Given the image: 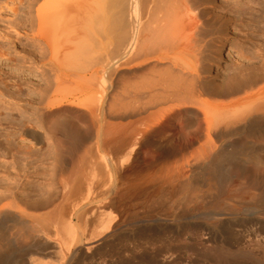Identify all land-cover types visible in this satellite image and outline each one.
<instances>
[{
    "label": "bare ground",
    "instance_id": "6f19581e",
    "mask_svg": "<svg viewBox=\"0 0 264 264\" xmlns=\"http://www.w3.org/2000/svg\"><path fill=\"white\" fill-rule=\"evenodd\" d=\"M227 1L222 0L224 3H222L223 8L221 11H217V13V9L214 12L215 7L206 6L207 0H31L27 3V11L31 13L33 9L37 19V26L35 31H33L37 44L39 46L43 45V49H46V47L50 48L52 53L50 63L56 68V71L53 72L54 78L51 81L49 79L50 82H48L47 87L45 86L46 88L43 90L42 98L40 99L39 97L38 99L40 100L38 103L35 101V103L47 109V112L59 110L58 107L64 103H73L77 107V118H79L85 127H82L83 125L80 123V127H76L72 130L68 125L65 126L66 123H69L65 121L66 123L63 126L55 124L56 126H61L56 127L57 130L50 129L52 133L56 130L53 135L50 132H48L49 134L46 133L47 135L45 134L43 146L45 145L44 157L46 161L49 162L47 164L48 170L50 162L56 159V156L61 159V161L59 160L60 162L67 164L64 169V164H61L63 166L62 168L60 167L61 170L63 169V174H65V176L67 174L66 177L64 176L67 182H62V185L66 183L63 187L67 189L63 192L62 187V194L58 191V193H56L53 190L52 193L54 194H52L50 188H48L50 194L48 190L44 191L45 193L41 192L42 194L36 193V190L32 191L33 193L30 191L31 193L28 192L29 195L25 196V200H21L23 204L29 205V208L46 209L45 213H43L45 214L43 217L42 214L41 216L38 215L42 217L41 222L39 217H35V213L28 211L27 207L23 204L15 202L14 200L12 202H2L4 196H0V264L4 262L5 264H11L13 261L15 262V260L17 264H22V262L26 260L27 263L29 262L30 264H41V261L36 257L34 259L33 255L38 251L45 252L46 250L48 251V249H53L57 252L59 257L57 264H62V261L68 256V252L72 251L74 247L77 248V250L85 251V249L90 247V245L87 246V244L91 243H93L91 246L94 247L97 244L96 242H98L97 247H95L97 249H99V245H111L110 243L118 236H116V234H118L116 230H112L115 226L111 218L114 215L116 219L117 216L113 214L111 210L115 209V213L118 212L120 216L118 220H121L127 216L130 218V216L139 209L143 212L144 209L150 210V208L154 207L152 205V201L155 200L153 195L150 196L153 199L151 201V206L149 205L151 198L148 197H143L141 199L142 201L137 205L132 203V200H129L135 186L132 182L134 180L130 179V176L133 172L138 171L139 168H137L138 170L136 169V171L134 168H127L124 172L123 177L127 182L124 183L123 191L119 186L120 189L116 187L119 191L114 188L116 175L118 174V172L116 174L115 163H109V160L107 163L104 161V156L100 158L99 153L97 154V152L102 149V145L106 146L108 144L101 140L104 134L107 135L106 137L116 135L115 137L117 138L113 141L111 146L116 142V144L120 145L122 151H124V156L125 153L129 151L128 154H126L127 157H129L128 155H130L134 149L135 152H137L136 148L139 150V147H152L154 149L159 148V150H164V148L176 146L177 149L175 148V150H186L193 148L195 143H198L199 147H207L210 150L215 149L219 144L222 148L231 145L234 147L235 144L232 143L231 138V144L222 138L232 134H238L246 128L252 130L248 132L261 133L264 135V90H262L264 88H260L256 85L264 80V55H261V57H263L261 58L262 61L259 60V63H257V60H255L256 55L252 53V58H254L255 61L251 59L253 61H250L251 63L249 62L250 64L247 66L245 65V67L239 62V69L227 75V77L219 83L203 80L201 76L200 57L203 55L204 48L213 38L212 36L214 34L218 32L219 36L220 33L226 30V26H228L227 22L234 19L233 17L236 18V16L233 15L235 8H238V6L243 3L242 0H231L228 3ZM247 1L249 2V0ZM245 3L246 0L243 6ZM225 4L229 6L228 11L231 14L230 16L228 14V16H226L227 9L224 10V6L225 8H227V6ZM240 9L239 11L237 9L236 11L238 13H235L239 14L242 9L244 11L243 7L241 10ZM246 10L247 9H245V11ZM243 13L247 16L251 11L249 13L242 12V16ZM251 16L249 14L247 17L249 20L253 19V22L254 19H264V15H262V17L258 15L259 19L257 16L251 19ZM263 19H261V21ZM255 22L257 23V21ZM70 37L74 38L73 48H70ZM60 42L62 43L60 44ZM59 44L62 47V55L64 56L63 58L61 56V58L57 59L55 55H57ZM262 47L254 50H264ZM252 52L255 51L252 49ZM94 53L96 56L93 55ZM247 54L246 51V55ZM85 59H87V61H85ZM118 70H120L122 74L120 77H117V75L120 74ZM128 73H132L133 77L137 78L135 79L137 80L136 82L134 78V83L132 81L130 82L132 85H129V82L127 84L122 81L124 76L126 77ZM121 77L123 78L122 80L120 79ZM108 79L109 82L107 84L110 83L112 87V96L110 99L111 101H109L107 105L109 110H107L108 112L105 114L108 115L110 120L107 126V123L103 124L105 110L103 111L102 108V104L104 103H102V99H104L105 86L107 85H105V82ZM118 79L121 80V84L123 82L125 86L133 87L131 89L129 88V90L122 85L123 88L120 89L119 86L121 85H118L120 82ZM126 80L129 81L128 77L124 79V81ZM0 81L2 80L0 79ZM65 82L74 83L75 87L68 89ZM21 83H23L21 79L19 82V80L15 78L14 83L11 84L16 85V89H14L13 92L16 90L18 91L17 94H12L13 99H11L16 104L21 99ZM261 83L259 85H261ZM255 86L258 88L256 89ZM1 91L0 96L4 95V91H2L3 93ZM30 91L28 95L33 94V90ZM233 94L238 95L236 100H228L227 97V100L222 101L226 99V96ZM7 95H9V97L12 96L11 93ZM203 95H209V97L215 95L214 98L217 96L219 99L220 97L218 96H224V98L221 97V101L215 98L213 103L207 100L199 103L198 100ZM235 95H233V97ZM230 97L233 98L232 96ZM4 98L5 95L2 100ZM8 100L10 101V98ZM8 100L6 101L8 102ZM167 103L172 104L170 107L169 105L167 106L171 111L173 110V113H175L174 111H183V109L187 111L188 109L185 108H192L194 105L200 106L201 104V108H196L202 110V112L197 111L202 113L200 124L204 127L201 126L202 130L204 129L203 134L207 137L205 139L212 136L216 141L209 138L210 140L200 143L203 137L200 135V142H198V137L197 142H194L195 138H193V141L191 140L187 143H173L170 141L167 142L168 140L164 141L160 138H152L151 135L158 132L160 126L164 128V124L160 119V112L158 111L159 113H156L153 109L152 112L154 113L149 112L147 115L141 114L143 112L145 113V111H148L150 108L152 109L159 105L163 106V104ZM16 108L19 109L18 104ZM163 108L160 109L161 112ZM169 109H165L166 111H163V114ZM189 113L190 111L188 112V116ZM127 116H135L136 118L135 120L133 119L134 121H130L129 129L126 130L127 125L125 126L124 124L128 121L121 124L120 120ZM162 117H164L163 119L165 120L166 116ZM5 119H7V114L3 115L2 112H0V127L4 124L1 121ZM10 119L13 121L14 128H16L15 134L30 143V145H27L26 149V154H28L27 157L29 158L27 162L36 164L37 155L35 152L38 151L36 146L42 141V133L33 126H30L32 124L28 123V125L26 124L27 122L25 123V121L20 120L18 117H11ZM191 120L192 119H188L187 123H192L193 120ZM197 122H199V120L196 121V123ZM45 124L46 123L42 122V125ZM62 124H64V122ZM198 124L199 123H197V126H199ZM192 125L195 124L192 123ZM103 126L107 129L103 128L106 130L102 134ZM170 129L168 132L166 130V132L178 131L177 129L176 131ZM94 131H96L95 141H93ZM126 131L129 136L131 135V138L127 135ZM156 134L158 135V133ZM177 138L176 141L181 140ZM105 139L108 140V138ZM227 139L230 140L229 138ZM54 140H58L56 143L60 142V145H64L63 147L68 150L65 151L63 147H60L63 148L62 152L65 151L66 153L64 152L63 155L61 154V156H59L57 155L60 154V149L58 147L57 150L59 151H57L55 158V154L53 155L52 153V149H54L53 144H56L53 143ZM112 140L114 139L109 138V142ZM7 144H10V142L7 141ZM246 144H248L247 141L244 143L247 147ZM58 145L59 144H57V146ZM115 147L109 146L111 150L114 148L117 151L119 146L116 145ZM93 148L94 153L95 150L97 151L96 154L99 156V162L94 158L96 156L92 151ZM234 148H236V146ZM261 149H264V146L261 145ZM120 151H118V153H120ZM88 155H92L94 158L92 159L95 161L93 162L91 156L88 157ZM127 157L125 161H127ZM87 158L88 161L86 160ZM215 158L216 160L218 159L217 157ZM100 159L103 164L100 163ZM71 160H75V162ZM120 161L122 162V160ZM69 163H74V166L69 165L72 166L69 167ZM49 174H51V172ZM104 178L109 182L106 184L108 187L104 188L102 184L101 187L103 186V188H101L99 186L101 181L105 180ZM94 179L97 182H95ZM111 188L112 190H116V193L113 194L117 195V192H119L117 196H110ZM38 190L37 188V191ZM58 190L60 191V189ZM120 191H122V193ZM144 191L146 192V190ZM158 197H156V200H159L160 197ZM147 199H149V202L146 203ZM155 204H157L156 201ZM147 206L150 207L146 208ZM136 207L137 209L135 210ZM146 210L145 213H147ZM103 212L108 213V218L112 217L106 220L104 217L107 214L104 215ZM99 215L100 217H98ZM103 215L104 217H102ZM89 216L97 217L99 220L97 227L92 230H89V228L92 227L90 224V227L88 226L89 228H87V222L91 220H89V218H91ZM142 216L144 217V215ZM27 218H36L38 222L36 221L37 223L35 222L33 225L32 222L28 223ZM129 218H127V220ZM95 222L97 223V221ZM114 222H116V220ZM145 222L146 221L143 223ZM36 224H41L46 230L47 226L51 225V227L54 228V239L46 236L47 234L49 235V230L48 232L46 231L47 234L46 232L40 233L39 231L41 230L37 229L38 225L36 226ZM93 224L95 225V223ZM125 225L123 227H127ZM44 229L43 231H45ZM125 232L124 235H126ZM9 233L13 234L14 238H11L10 236L12 235ZM93 247H90V249ZM19 248H27V251L24 252L26 254L23 253L22 255V252H20V255L16 254V249H18V252L25 250H19ZM73 255L74 254H72V256ZM85 255L87 254H84V256ZM88 255L90 256V254ZM79 256L77 255V257ZM94 256H96V254ZM96 257L98 258V256ZM80 259L79 257L77 260ZM93 259L89 260L93 262ZM80 261L82 262L81 264H83V261ZM104 262L103 264H106ZM76 263L77 262H74V264ZM98 263L99 262H97V264Z\"/></svg>",
    "mask_w": 264,
    "mask_h": 264
},
{
    "label": "rangeland",
    "instance_id": "374dc122",
    "mask_svg": "<svg viewBox=\"0 0 264 264\" xmlns=\"http://www.w3.org/2000/svg\"><path fill=\"white\" fill-rule=\"evenodd\" d=\"M29 1L31 0H0V79L2 80L0 81V91H4L5 95V100L3 99L4 101L2 100L4 95L0 96V109L2 108L0 112H2L3 115L7 114V119L1 121L4 124L0 127V196H4L2 202H12L14 200L15 202H18L20 204H23V201L21 200H25V196L29 195L28 192L30 191L32 192L36 190V193H41L50 188L51 193L53 191L56 193L60 192V194L65 192L67 188L65 189V187L63 186H65L66 183H63L64 185H62V182H67L65 179L67 174L65 176L62 170L67 164L60 162L61 159H59L56 154L57 151H59L57 150L58 147L60 149V154L57 155L59 156H61V154L63 155L64 152L68 150L63 147L64 145H60V142L56 143V141L58 140H54L53 143L56 144H53L54 149H52V153L53 155L55 154L54 158L56 156V159L50 162L48 170L47 164L49 162L46 161L44 157L45 145L43 146V140L45 139L46 133L50 132L52 129L57 130L56 127H61L65 125L66 122H69L70 124L66 123L65 126L68 125V127H70L72 130H74V128L76 127H80V123L82 124L79 118H77V107L73 103H64L63 105L58 107L59 110H53L54 112H47V109H44L41 105L37 104L38 101L42 98L43 90L47 87L48 82H50L54 78L53 72L56 71V68H54L50 63V59L52 57L50 48L46 47V49H43V45L39 46L37 44V40L34 37L33 31H35L36 29L37 19L35 16V11L33 9L31 13L27 11V3H29ZM207 1L208 2L206 6L215 7L214 12L217 9L216 13L217 11H221V9L223 8L222 6L224 3L222 2V0ZM229 1L231 0H228L227 3ZM258 1L249 0L248 2L246 0L247 5L245 3L243 6L245 0H242L243 3L242 5L240 4V6L241 9L242 7L244 8V11L243 9H240V6H238V8H235V12H237V9L238 11L240 9L242 12L247 13L251 11L252 14L249 13L250 16H253H251V19L255 18L254 16H257L259 19L260 15V17L264 15V0ZM225 9H227L228 11L229 6H227V8H225L224 6V10ZM245 9L247 10L245 11ZM227 11L226 16H230V12ZM240 12L239 14H237L238 12L235 13L237 15L233 13V15L236 16L237 20L235 17H233L234 19L229 20L227 22L228 26H226V30L220 33L219 36L218 32L214 34L212 36L213 38L204 48L205 50H207H204L205 53L203 52V55H201L200 57V70L202 71L201 76L203 77V80L211 81L213 83H219L223 81V79H225L227 75L239 69V62H241L243 67L250 64V61L254 60L251 55L252 53H255V60H257V63H259V60L262 61L261 58L263 57H261V55H264V50H256L264 46V19L261 18L263 19L262 21L261 19H254V22L257 21V23H254L252 21L253 19L249 20V18L247 17L249 14H247L246 16V14L244 15L243 13L242 16V12ZM73 39V37H70V48H73L74 46ZM61 43L62 42H60V44ZM60 44L56 53L57 55H55L57 59L61 58V56L63 58L64 56L62 55L63 50ZM252 49L255 52H252ZM242 50H245V53ZM246 51L248 53L247 55ZM93 55L96 56L95 53ZM87 59H85V61H87ZM118 72L120 74L117 75V77H120L122 74L120 70H118ZM128 74L126 75V77H128L129 81H124V79L126 78L125 76L124 79L122 77L120 79H123L122 81L124 83L128 84L129 82V85H132V83L130 82L132 81L134 83V80L137 78L133 77L132 73ZM15 78L18 79L19 82L20 79L23 82L21 83L22 89L20 91L21 99L19 100V102H17V104L19 105V109L16 108L17 104L14 103L13 100H11L13 99V95L18 93L17 90L13 92V90L16 89V85H11L14 83ZM121 80L118 85H124V88L127 89H131L133 87L125 86L123 82L121 84ZM136 81L137 80H135V82ZM108 82L109 79L106 80L105 85ZM263 82L264 80L259 82V84L261 83V85H256L260 88H264ZM65 85H67L68 89L75 87L74 83L71 84L69 82H65ZM109 85L110 83L106 85L107 88L105 86L106 90L103 97L104 99H102V103L104 102L102 104V108L103 111L105 110L103 124L107 123V126L110 120L108 118V115L105 114L106 112H108L107 110H109V107L107 105L109 104V101H111L110 99L112 96V87L111 85ZM121 86H119L120 89L123 88V86ZM257 86H255L256 89L258 88ZM30 90H33V94L28 95V92H31ZM8 92L13 95H10L11 97H9V95H7L9 94ZM233 95L226 96V99L222 101L227 100V97L228 100H236L238 95L236 94L234 97ZM214 96L215 95L209 97V95H203L199 98L198 101L199 103H201L202 101L207 100L208 102L213 103V100H215V98L216 100L219 99L217 98V96L214 98ZM230 96H232L234 99ZM8 97L10 98V101L8 100ZM39 97L40 99H38ZM218 97H220L219 101H221V97L224 98V96ZM6 100H8V102ZM35 101H37V103H35ZM6 103L8 104V106ZM167 105H169L170 107L172 104L167 103L163 104V106L159 105L160 107L157 106L152 109L150 108L148 111H145V113L143 112L141 114L147 115L149 112H160V119L164 124L161 125H163L164 128L160 126L158 132H155L153 133L154 135H151L152 138H160L164 141L168 140L167 142L170 141L173 143H187L193 138H195V140L193 139L194 142H197L198 137V142L202 140L200 143H204L206 140L210 139L215 140L214 138H212V136L209 137L210 139H205L207 137L203 134L204 129L202 130L203 126L200 124L202 110H198L199 108H201V104L200 106L194 105V107L192 108H185L188 109L187 111L184 109L183 111H174L175 113H173V110L171 111ZM161 107H164L162 112L160 110L162 109ZM153 109L154 112H152ZM165 109H169L165 113L166 115L163 114V111H166ZM197 110L201 112H198ZM189 111L191 114H193L191 115L189 113L188 116ZM162 116H166L167 119L165 117L164 120V117ZM11 117H18L20 118V120L25 121V123L27 122L26 124H32L30 126H33L35 129L39 130L42 133V141L41 143L39 142L36 146V148L38 149V151L35 152V154L37 155L36 164L27 162L29 161V158L27 157L28 154H26V149L27 145H30V143L15 134L16 128H14V125L12 123L13 121H11L10 119ZM135 118V116H127L124 119L120 120V122L121 124H124V122L128 121L124 124L125 126L127 125V130L129 129L128 127L130 126V121H134ZM185 118L187 120L192 119V123L195 125H192V123H190L191 125L187 123V120ZM197 119L199 120V122H197L199 123V126H197L196 123V121H198ZM42 122L46 123L47 125H42ZM63 122L64 124H62ZM55 124L61 126H56ZM166 126H168L169 128ZM82 127H85V125H83ZM106 127H102V134L107 129ZM169 129L172 131H176L177 129L179 132L169 131V133H167ZM246 129L239 132L238 134L236 133L222 138L228 141L230 144L232 139V143L235 144L234 147L236 146V148H234L233 145L222 148L219 144L218 147L210 150L207 147V149L205 147H199L198 143H195L193 148H189L186 150H175L176 146H171L170 148L167 147L168 149L164 148L165 151L161 149L159 150V148L154 149L152 147H139V150H137L136 148L137 152H135L134 149V153L132 151V153L128 155L129 157H127L126 155L129 151L126 152L124 156V151H122V148H120V145L116 144V142L113 146H119V148L117 147V151L114 148H112V150L109 148V146L113 147L111 145L113 141L116 140V135H113L114 137L112 135H110L111 137H106L107 135L105 134L102 135V137H104L101 138V140L107 142L108 144L106 146L102 145V149H100L99 152L95 150L94 153V148L92 149V151L96 157L98 156V153L100 158L101 156H104V161H106L107 163L108 160L109 163H115L114 166H116V174L118 172L119 175H116L114 188H121V190L124 188V183L127 181H125V178L123 176L127 168H134L135 171L137 168H139L140 171L137 169L138 171L133 172L130 176V179L134 180L131 181L135 184V186L133 194L129 197V200H132L131 202L137 205L140 201H142L141 199L143 197H148L151 198L149 205L151 206L153 202L152 205L154 207L150 208V210L144 209L143 212L139 209L140 213L139 210H137L136 213H133L132 215L130 214L131 216L129 215L130 218L127 216L121 220H118L120 218L119 213H115V209L111 210L113 211L112 213L117 216L115 219L114 215L110 211L114 218L112 216V218H109L112 219V223L115 226H113L115 229L112 228V230H116V233H118L116 234V236L118 235L117 238L114 239L115 241L113 240L110 243L111 245L108 246L99 245V249L95 248L97 247L98 242H96L97 244L94 247L91 246L93 245V243L87 244V246L90 245V247L93 248L90 249L89 247L88 249H85V251L77 250V248L74 247L72 251L68 252V256L62 261V264H68V262L69 264H74V262H77L76 264H81L82 262L80 260L83 261V264H95V262L96 264L97 262L103 264L105 260L106 261L104 263L106 264H264V149H261V145L264 146V135L261 133H251L248 131L252 130H249L248 128ZM54 131L53 133H50H52L53 135ZM95 132L96 131L93 132V141H95ZM159 132L163 134H160ZM156 133H158V135ZM199 135L201 137L203 136L202 139ZM129 137L131 138V135ZM105 138H108V140ZM109 138L114 140L110 141V143ZM176 138L181 140L176 141ZM227 138L231 139L228 140ZM7 141H9L10 144H7ZM245 141L248 142V144H246L247 147L244 145ZM57 144L59 145L57 146ZM39 147L41 148V150ZM60 147H63L65 151L63 150L64 152H62L63 148ZM118 151H120V153H118ZM90 156L92 159V155H88V157ZM99 156L97 158H94L98 160ZM126 157L127 161H125ZM215 157H217L218 159L216 160ZM86 160L88 161V158ZM120 160H122V162ZM73 161L75 162V160ZM100 163L103 164L101 159ZM61 164H64V167ZM69 165L74 166V163H69L68 166ZM130 165L133 167H131ZM60 167H63V169L61 170ZM50 172L51 174H49ZM104 179V181H101L99 187H101L102 184L104 185V188L108 187L106 184L109 182H107L108 180H106V178ZM95 182L97 181L95 180ZM34 185H36L37 187ZM37 188L39 189L38 191ZM101 188H103V186ZM58 189H60V191ZM50 190H48L49 194ZM144 190H146V192ZM122 191L120 192L122 193ZM113 193H116V190H112L111 188V197H113V195L117 196L119 192H117V195ZM151 195H153V198H155V200L150 197ZM156 197H158L159 200H156ZM155 201L157 204H155ZM147 202H149V199L146 200V203ZM23 205L27 207L28 211L35 213V217L37 218L41 216V214L42 217L45 215L43 213H45L46 209H34L29 208V205ZM150 206H147L146 208ZM136 209L137 207L135 208V210ZM145 210L147 211V213H145ZM105 212L103 213L104 215L107 214V217H104V215L102 217L107 220L109 219L108 213ZM142 215H144V217ZM42 217H39L40 222ZM89 217V220H91L90 222H87V228L92 226L91 228H89V230H92L97 227V224H99V220L94 216ZM98 217H100V215ZM127 218L129 219L127 220ZM34 219L36 218H27L28 223L32 222L34 225V223L37 221V219ZM94 220L97 221V223ZM115 220L116 222H114ZM124 220L126 225L124 224ZM144 221L146 222L143 223ZM93 223H95V225ZM37 225L38 224H36V226ZM124 225L128 228L123 227ZM43 227L44 226L39 224L37 229L41 231H38L42 233L46 231L48 232L49 230V235L46 232V236L52 237L51 239H54V228L51 227V225L47 226V230ZM43 229L45 231H43ZM124 232L126 233V235H124ZM11 235L12 236L10 237L14 238L13 234ZM23 249L25 248H19V250ZM26 251L27 248L19 252L18 249L15 250L16 254L19 255L20 252H22L21 254L23 255V253ZM76 252H78L79 254ZM36 253H34L33 258L35 259L36 257L39 261H41V264H57L59 261L58 254L53 249H48V251L46 250L45 252L38 251ZM83 253L87 255L90 254V256L88 255L87 258V255L84 256ZM91 253H93L94 255L96 254L98 258ZM72 254L74 255L72 256ZM77 255H80V260H77L79 259ZM75 258L77 261L75 260ZM89 259H93V262H91ZM23 262L22 264L29 263H27V260ZM2 264H5V262ZM11 264H17L16 260Z\"/></svg>",
    "mask_w": 264,
    "mask_h": 264
}]
</instances>
